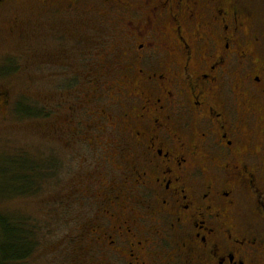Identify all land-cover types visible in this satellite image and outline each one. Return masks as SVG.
<instances>
[{
	"label": "flooded vegetation",
	"instance_id": "obj_1",
	"mask_svg": "<svg viewBox=\"0 0 264 264\" xmlns=\"http://www.w3.org/2000/svg\"><path fill=\"white\" fill-rule=\"evenodd\" d=\"M103 1L126 40L84 76L98 121L66 125L116 137L72 139L93 154L70 264H264V35L228 0Z\"/></svg>",
	"mask_w": 264,
	"mask_h": 264
},
{
	"label": "rangeland",
	"instance_id": "obj_2",
	"mask_svg": "<svg viewBox=\"0 0 264 264\" xmlns=\"http://www.w3.org/2000/svg\"><path fill=\"white\" fill-rule=\"evenodd\" d=\"M228 2L240 9L251 36L264 35V0ZM124 13L103 0H6L0 6V149L21 148L43 160L53 158L59 167L36 196L1 207L34 228L36 246L25 264H70L75 257L68 237L87 216L74 193L88 171L82 159L93 153L72 139H109L116 133L88 125L72 130L66 123L71 108L83 123L98 121L92 114L101 100L98 94L93 104L83 98L93 89L84 76H98L103 61L114 62L116 45L127 36L116 28ZM24 98L49 117L16 120L12 106Z\"/></svg>",
	"mask_w": 264,
	"mask_h": 264
},
{
	"label": "trees",
	"instance_id": "obj_3",
	"mask_svg": "<svg viewBox=\"0 0 264 264\" xmlns=\"http://www.w3.org/2000/svg\"><path fill=\"white\" fill-rule=\"evenodd\" d=\"M11 112L19 122L49 117L25 98L17 100ZM15 148L0 149V264H25L36 246L34 228L26 225L23 218L2 212L1 207L17 199L36 196L41 184L59 170L53 158L43 160Z\"/></svg>",
	"mask_w": 264,
	"mask_h": 264
}]
</instances>
